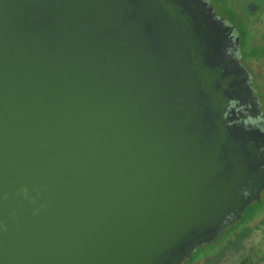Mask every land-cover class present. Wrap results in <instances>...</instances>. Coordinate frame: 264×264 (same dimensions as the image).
Masks as SVG:
<instances>
[{
    "label": "water",
    "instance_id": "95a60500",
    "mask_svg": "<svg viewBox=\"0 0 264 264\" xmlns=\"http://www.w3.org/2000/svg\"><path fill=\"white\" fill-rule=\"evenodd\" d=\"M240 66L204 0H0V264L214 240L252 164L223 116Z\"/></svg>",
    "mask_w": 264,
    "mask_h": 264
},
{
    "label": "flooded vegetation",
    "instance_id": "af4514ba",
    "mask_svg": "<svg viewBox=\"0 0 264 264\" xmlns=\"http://www.w3.org/2000/svg\"><path fill=\"white\" fill-rule=\"evenodd\" d=\"M223 20L230 52L240 65L235 71L242 89L226 102L224 118L253 145L247 177L238 186L239 202L217 237L196 247L182 264H210L209 254L223 257L237 252L264 228V0H204Z\"/></svg>",
    "mask_w": 264,
    "mask_h": 264
},
{
    "label": "rangeland",
    "instance_id": "374dc122",
    "mask_svg": "<svg viewBox=\"0 0 264 264\" xmlns=\"http://www.w3.org/2000/svg\"><path fill=\"white\" fill-rule=\"evenodd\" d=\"M255 233L237 252H227L223 257L211 253L206 261L210 264H242L243 260L248 258V264H264V228Z\"/></svg>",
    "mask_w": 264,
    "mask_h": 264
},
{
    "label": "trees",
    "instance_id": "16d2710c",
    "mask_svg": "<svg viewBox=\"0 0 264 264\" xmlns=\"http://www.w3.org/2000/svg\"><path fill=\"white\" fill-rule=\"evenodd\" d=\"M250 262V259L246 258L243 260L242 264H248Z\"/></svg>",
    "mask_w": 264,
    "mask_h": 264
}]
</instances>
